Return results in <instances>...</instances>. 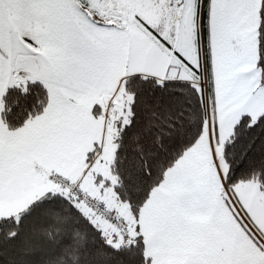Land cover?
Segmentation results:
<instances>
[{"label": "snow or ice", "instance_id": "1", "mask_svg": "<svg viewBox=\"0 0 264 264\" xmlns=\"http://www.w3.org/2000/svg\"><path fill=\"white\" fill-rule=\"evenodd\" d=\"M0 264H264V0H0Z\"/></svg>", "mask_w": 264, "mask_h": 264}]
</instances>
